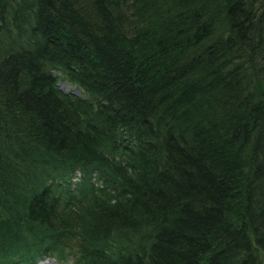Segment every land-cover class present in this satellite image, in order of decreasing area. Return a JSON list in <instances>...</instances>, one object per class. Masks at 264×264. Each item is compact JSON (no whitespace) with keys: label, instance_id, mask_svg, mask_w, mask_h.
Listing matches in <instances>:
<instances>
[{"label":"trees","instance_id":"16d2710c","mask_svg":"<svg viewBox=\"0 0 264 264\" xmlns=\"http://www.w3.org/2000/svg\"><path fill=\"white\" fill-rule=\"evenodd\" d=\"M262 256L264 0H0V264Z\"/></svg>","mask_w":264,"mask_h":264},{"label":"rangeland","instance_id":"374dc122","mask_svg":"<svg viewBox=\"0 0 264 264\" xmlns=\"http://www.w3.org/2000/svg\"><path fill=\"white\" fill-rule=\"evenodd\" d=\"M71 91L72 92H79V89L77 87H72ZM262 262L264 263V257L263 256H262ZM46 264H56V263L53 260H50L49 263H46ZM61 264H63V263H61ZM66 264H71V263H66Z\"/></svg>","mask_w":264,"mask_h":264}]
</instances>
